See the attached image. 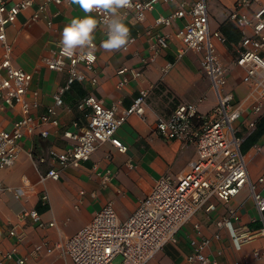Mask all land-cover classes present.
<instances>
[{"label": "crops", "instance_id": "0c3cea01", "mask_svg": "<svg viewBox=\"0 0 264 264\" xmlns=\"http://www.w3.org/2000/svg\"><path fill=\"white\" fill-rule=\"evenodd\" d=\"M13 4L19 0H7ZM34 3L20 11L13 24L6 27V39L12 45L11 59L14 66L32 75L30 89L37 91V105L32 109L35 115L46 111L53 103L52 94L64 84L66 73L56 72L43 65L41 59L50 48L61 41V33L73 18H83L86 13L71 0L61 4L49 3L39 19H33L38 4ZM174 0L156 3L146 12L140 22L130 15L123 22L136 39L127 49L105 50L101 42L106 40L102 26L98 23L93 36L97 55L96 70L98 83L89 87L74 82L63 94V104L58 107L57 127L46 125L49 135L40 137L37 133L25 135L20 141V152L10 167L0 168V184L4 187L23 186L24 194L16 198L11 190L0 191V251L14 249V257H25V264H72L55 244L64 241L86 225L96 211L111 202L117 219L124 221L136 209L162 175L176 179L183 174L189 163L196 158L192 144L182 145L180 140L166 141L154 133L158 118L168 117L179 103L196 102L202 98L198 109L208 111L216 103L210 81L200 67V53L187 51L177 57L180 42L176 31L186 23V18L174 21L170 26H156L154 31L167 35V47L162 49L154 61H148V38L145 31L152 26L158 15H168L176 8ZM190 2L191 0H185ZM236 0H206L209 16V30H219L226 38L225 43L216 39V53L228 67L227 88L234 93V100L240 101L250 90V85L241 81L242 70L234 63L236 45L241 38L238 29L228 20V12ZM264 0H252L248 8L251 13ZM87 15L94 16L91 13ZM95 17V16H94ZM50 21V24L47 23ZM81 46H78L79 49ZM0 44V55H1ZM146 60V62H144ZM168 64H170L168 66ZM121 66L141 69V76L129 79L118 87ZM148 90L142 115L130 114L116 131L115 136L127 146L126 152H119L110 142L100 145L77 167L60 170L58 180L46 178L40 181L51 168L58 165L48 155V149L64 150L69 141L63 137L65 129H74L73 123L86 124L89 109L79 110L77 101L88 91L100 98L105 105L116 103L117 113H124L139 90ZM21 115L18 107L6 106L0 110V129L10 130L14 120ZM257 117V118H256ZM256 118L254 127L250 120ZM235 134L240 137V152L246 159L249 179L256 189L264 193V111L258 116L250 112L249 105L243 106L241 118L233 124ZM43 158V162H39ZM132 165V168L129 167ZM107 176V178H106ZM262 178V181H259ZM83 192L81 194L80 192ZM46 193L48 200L43 199ZM215 207L211 211H197L176 233L174 242H167L149 264H187L186 255L191 251L190 240L196 235L194 225L199 226L202 235L210 238L206 255L218 264H260L264 258L253 256L254 250L264 253V222L254 206L248 185L240 193L223 203L212 197ZM35 209L45 223L54 221V226H35L29 218H21L23 210ZM233 210L238 220L233 222L239 231L254 234L239 249L231 237L230 230L219 228L216 222ZM218 233L219 238H214ZM43 244L52 247L51 252L34 247ZM115 258V257H114ZM119 264L122 263V259Z\"/></svg>", "mask_w": 264, "mask_h": 264}, {"label": "built area", "instance_id": "2783aa9c", "mask_svg": "<svg viewBox=\"0 0 264 264\" xmlns=\"http://www.w3.org/2000/svg\"><path fill=\"white\" fill-rule=\"evenodd\" d=\"M35 0H19L9 4L0 0V110L6 106L18 107L20 117L14 120L10 130L0 129V168L10 167L20 152L19 141L25 135L37 133L46 138L49 130L46 125L57 127L59 124L57 108L63 104V94L74 82L94 87L98 83L96 60L82 58L91 50L88 44L77 49L71 57L62 55L61 44L51 47L41 61L48 69L66 73V80L52 94L53 103L47 106L42 114L35 115L32 109L37 105V91L30 89L32 75L22 68L14 66L11 59L12 45L6 39V27L13 24L23 9L31 6ZM174 0H131L132 7L122 8L116 18L130 15L135 22L144 19L146 12L151 11L156 3H169ZM62 0H43L32 15L39 19L49 3L61 4ZM252 0H236L228 12V20L241 34L240 41L233 45L234 63L242 70L241 81L250 85L249 92L240 100H234L233 91L227 88L228 67L216 53L212 39L226 42L219 31L209 30V16L206 0H185L176 2V8L168 15H158L145 34L148 38V61H154L157 54L167 47V35L154 31L156 26H170L174 21L186 18V23L175 33L180 42L177 57L181 58L187 51L200 53V67L208 77L216 97L215 105L208 111L198 109L202 98L196 102L177 104L168 117L158 118L154 133L163 140H180L182 145L192 144L196 149V158L189 163L188 169L176 179L162 175L157 179L150 192L139 202L136 209L124 221L117 219L114 207L107 202L95 212L92 219L75 234L64 241L57 242L55 248L61 249L72 264H112L116 256H121L123 264H149L158 251L167 242H174L177 231L187 223L192 215L203 209L211 211L215 205L212 197L227 203L248 185L254 206L260 219L264 222V193L259 192L248 176L246 159L240 152L241 139L235 134L233 124L241 118L243 106L249 105L250 112L259 115L264 111V5L251 13L248 8ZM102 26L105 38L108 35L109 20L103 11L91 12ZM112 17V14H109ZM50 24V21L47 20ZM136 37L129 36L128 43L122 46L127 49ZM146 62V60H144ZM170 64H168L169 66ZM119 75L117 86L120 87L129 79L141 76L140 68L121 66L116 71ZM148 90L141 89L124 113H117L116 103L105 105L92 92H86L76 103L79 110L89 109L86 124L73 123L74 129H65L63 137L69 145L62 151L48 149L49 157L58 168L49 169L40 176L58 180L60 170L77 167L89 159L90 155L103 143L110 142L119 152H126L127 146L116 136V131L126 121L128 115L144 113V103ZM257 118V117H256ZM256 118L250 120L254 127ZM43 162V158H39ZM132 168V165L129 164ZM107 178V176H106ZM262 181V178H259ZM11 190L16 198L21 197L23 186L4 187L0 191ZM83 194V192H80ZM43 199L48 200L46 193ZM21 218H29L37 227L54 226V221L45 223L35 209L23 210ZM238 214L229 210L228 215L216 222L219 228L230 230L231 237L239 249L254 237V234L239 231L233 222ZM196 235L190 240L191 251L186 255L187 264H218L206 255L210 238L201 234L199 226L194 225ZM261 232L264 233V227ZM218 239L219 234L215 233ZM47 252L52 247L38 244L34 251L42 248ZM14 249L0 251V264H25V257H14ZM255 258H264V253L253 251ZM237 264V263H234ZM260 264H264V260Z\"/></svg>", "mask_w": 264, "mask_h": 264}, {"label": "clouds", "instance_id": "9594fccd", "mask_svg": "<svg viewBox=\"0 0 264 264\" xmlns=\"http://www.w3.org/2000/svg\"><path fill=\"white\" fill-rule=\"evenodd\" d=\"M71 2L79 5L86 15L83 18H73L65 25L60 41L62 55L71 57L76 54L78 46L88 44L91 50L82 58L94 59L96 46L93 43V33L97 28L98 20L94 16L87 15L94 10L103 11L105 19L109 20L107 39L101 42L103 49L119 50L128 43L130 30L121 18L115 17V14L122 8L132 7L131 0H71ZM109 14H112L111 18Z\"/></svg>", "mask_w": 264, "mask_h": 264}, {"label": "rangeland", "instance_id": "374dc122", "mask_svg": "<svg viewBox=\"0 0 264 264\" xmlns=\"http://www.w3.org/2000/svg\"><path fill=\"white\" fill-rule=\"evenodd\" d=\"M121 256H116L113 260H112V264H119L121 261Z\"/></svg>", "mask_w": 264, "mask_h": 264}, {"label": "trees", "instance_id": "16d2710c", "mask_svg": "<svg viewBox=\"0 0 264 264\" xmlns=\"http://www.w3.org/2000/svg\"><path fill=\"white\" fill-rule=\"evenodd\" d=\"M256 122H257V120H256ZM256 122H255V123H256Z\"/></svg>", "mask_w": 264, "mask_h": 264}]
</instances>
